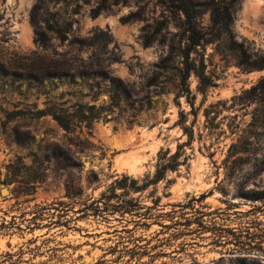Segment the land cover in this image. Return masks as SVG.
I'll list each match as a JSON object with an SVG mask.
<instances>
[{"label":"rangeland","instance_id":"1","mask_svg":"<svg viewBox=\"0 0 264 264\" xmlns=\"http://www.w3.org/2000/svg\"><path fill=\"white\" fill-rule=\"evenodd\" d=\"M195 1L202 4L197 26L207 30L208 0ZM47 16L70 21L66 40L47 29L48 39H38ZM168 16L158 0H0V190H9L0 192V264H264V92L250 91L264 69H245L226 35L211 37L191 53L211 84L201 93L190 75L191 109L176 98L178 80L158 67L164 58L176 63L185 45ZM230 27L251 59L264 54V0H239ZM92 52L118 58L91 64L119 77L131 99L94 122L83 141L34 112L109 102L108 82L82 73ZM181 111L193 130L187 159L122 197L137 200L144 215L105 221L48 208L68 200L69 179L85 199L116 174L153 176L161 151L187 140ZM32 180L34 193L23 194Z\"/></svg>","mask_w":264,"mask_h":264},{"label":"trees","instance_id":"2","mask_svg":"<svg viewBox=\"0 0 264 264\" xmlns=\"http://www.w3.org/2000/svg\"><path fill=\"white\" fill-rule=\"evenodd\" d=\"M52 1L61 2L64 0ZM158 1L172 15L168 16V22L171 20L174 21L175 25L181 29L182 35L185 39V45L180 50L179 60L176 63H171L168 58L162 59L158 65L159 71L160 74H170L178 80L176 98L183 96L191 106V109H194L195 96L192 93L188 82L190 75L194 74L198 78L201 93L211 85L210 82L205 80L206 76L204 74L203 64H198L197 60L191 56V53L201 43L209 41L211 37L218 38L222 35H226L229 38L230 48L236 52L238 64L245 69H264V54L251 59V55L246 50L244 43L236 41L233 38L230 24L233 19V12L235 11L239 0H208L205 3V6L210 11L211 23L207 30L198 27L196 23V18L201 12L199 6L202 4L200 2H196L195 0ZM41 3L44 4V1ZM38 6L41 5H36L32 13V20L35 24L39 22L37 10L40 7ZM42 21L44 24L43 29L37 30V37L39 40L44 42L48 39L45 31L46 29L55 33L60 40H66V32L71 24L69 20L62 18L61 16H53L51 18L47 16L43 17ZM163 23L164 20L157 21L156 29L158 30ZM150 41L151 38L145 34V45H148ZM103 53L105 54V52ZM103 53L92 52L87 57V60L91 62L88 65V68L84 69L82 73L91 78L98 77L101 81L108 82L107 87L105 88L109 101L107 104L96 105L94 103H75L71 107L48 104L44 108H37L34 115L36 117L49 115L65 132L73 133L77 131L79 134L77 135L78 139L81 140L82 138L83 141H87L88 137L91 136V128L93 127L94 122L98 120L108 121L110 119L109 115L113 112L114 107L118 106L121 102H127L131 99V90L119 77L112 75L109 69H97L92 66L94 62L102 59L119 61L115 55L109 54L106 57L103 56ZM250 91L263 94L264 76L260 78L256 84L251 86ZM163 93V90H161L156 92V95ZM141 100L142 99H138V101ZM142 107L143 106L141 105L140 108ZM14 113L15 112H10L9 115H13ZM185 121V114L181 111L179 124L181 125L184 134L187 136V140L177 144L176 149L172 153H170L169 150L161 151V156L158 159L153 176L139 181V179L126 173L116 174L113 176V180L105 187L98 197L91 196L85 199L82 198V191H77V186L74 185L72 179H69L65 183L64 195L68 200H57L49 204L48 208L60 206L72 212H81L82 216H92L98 220L105 221L111 220L112 218L119 219V216L123 217L125 214L131 216L144 215L138 210L141 208V204L137 200H124L122 197L124 195H129L130 193L144 191L149 186L157 184L159 181L165 179L168 171H175L177 167L187 159L184 152V146L191 144L193 140V130L185 125ZM37 181L38 180H32L27 182L23 187V194H33L35 183ZM158 203L159 199H156L153 202V206L159 205ZM77 204L79 206L75 208V205ZM34 205L37 206L38 204L35 203ZM138 213L139 215H137ZM141 218L146 217L142 216ZM132 221L138 222L139 219H133Z\"/></svg>","mask_w":264,"mask_h":264},{"label":"water","instance_id":"3","mask_svg":"<svg viewBox=\"0 0 264 264\" xmlns=\"http://www.w3.org/2000/svg\"><path fill=\"white\" fill-rule=\"evenodd\" d=\"M1 194H5V193H8L9 190L6 186H2L1 190H0Z\"/></svg>","mask_w":264,"mask_h":264}]
</instances>
